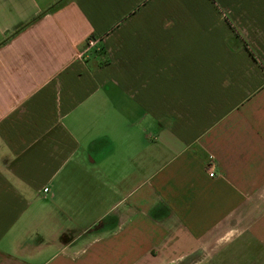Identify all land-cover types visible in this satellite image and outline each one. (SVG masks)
Wrapping results in <instances>:
<instances>
[{
	"label": "crops",
	"instance_id": "1",
	"mask_svg": "<svg viewBox=\"0 0 264 264\" xmlns=\"http://www.w3.org/2000/svg\"><path fill=\"white\" fill-rule=\"evenodd\" d=\"M60 1L0 0V264H264V0Z\"/></svg>",
	"mask_w": 264,
	"mask_h": 264
},
{
	"label": "built area",
	"instance_id": "2",
	"mask_svg": "<svg viewBox=\"0 0 264 264\" xmlns=\"http://www.w3.org/2000/svg\"><path fill=\"white\" fill-rule=\"evenodd\" d=\"M97 42H98V39L92 38V37L89 38L86 41V47L84 51H88L89 49L93 48V46H95ZM208 176L211 178L214 177V173L211 171V166L208 167ZM43 191L47 192V189H44Z\"/></svg>",
	"mask_w": 264,
	"mask_h": 264
},
{
	"label": "trees",
	"instance_id": "3",
	"mask_svg": "<svg viewBox=\"0 0 264 264\" xmlns=\"http://www.w3.org/2000/svg\"><path fill=\"white\" fill-rule=\"evenodd\" d=\"M62 1H63V0H62ZM62 1L58 2L56 5H54V6L51 7L50 9H48V11H51L55 6L59 5ZM9 38H10V37H8V38H6L5 40H3V41L0 43V46H2L3 44H5V43L8 41Z\"/></svg>",
	"mask_w": 264,
	"mask_h": 264
},
{
	"label": "rangeland",
	"instance_id": "4",
	"mask_svg": "<svg viewBox=\"0 0 264 264\" xmlns=\"http://www.w3.org/2000/svg\"><path fill=\"white\" fill-rule=\"evenodd\" d=\"M227 258V257H226ZM239 260H240V258H239Z\"/></svg>",
	"mask_w": 264,
	"mask_h": 264
}]
</instances>
